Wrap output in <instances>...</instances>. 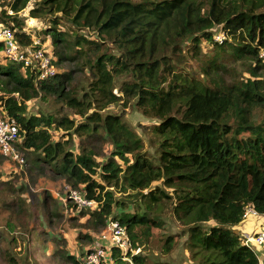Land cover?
Wrapping results in <instances>:
<instances>
[{
	"label": "trees",
	"instance_id": "trees-1",
	"mask_svg": "<svg viewBox=\"0 0 264 264\" xmlns=\"http://www.w3.org/2000/svg\"><path fill=\"white\" fill-rule=\"evenodd\" d=\"M30 1H0V23L23 44L33 40L20 16ZM36 5L30 15L49 18L41 41L53 47L58 73L38 84L29 68L15 74L0 41V58L9 62L0 61L1 116L16 120L18 150L97 202L78 209L68 201L96 232L110 217L118 218L132 246L141 247L164 228L161 213L168 207L187 229L185 247L193 264H260L256 248L244 244L235 227L248 217H243L248 207L263 216L261 226L264 221V0H37ZM64 19L74 29H61ZM217 33L224 39L216 40ZM187 42L203 61V79L179 67L176 57ZM237 60L249 76L228 80L233 71L228 61ZM71 65L92 77L83 93L72 87L71 72L59 68ZM40 94L65 101L87 121L75 125L67 113L28 116L27 103ZM115 103L157 119L158 164L143 153L141 136L123 115L102 113ZM99 127L114 145L105 162L92 149L69 150L70 139H54L56 131L91 135ZM158 180L163 186L153 187ZM137 190L147 192L132 205L116 195L131 197ZM134 204L143 209L127 211ZM46 211L58 216L56 201ZM176 242L168 235L164 252L173 251ZM127 253L131 264H147L140 253ZM84 255L66 257L81 264ZM112 255L117 264L128 262L118 247Z\"/></svg>",
	"mask_w": 264,
	"mask_h": 264
},
{
	"label": "rangeland",
	"instance_id": "rangeland-1",
	"mask_svg": "<svg viewBox=\"0 0 264 264\" xmlns=\"http://www.w3.org/2000/svg\"><path fill=\"white\" fill-rule=\"evenodd\" d=\"M36 2L37 0H31L26 9L20 13V16L25 19L27 31L40 40L42 38L45 40L46 36L43 29L50 25V21L47 16L31 17L30 9L37 7ZM61 23V29H74V25L65 19ZM1 27H4L3 23H0ZM220 35L222 34H216V40ZM43 43L48 47V50L53 51L48 40L43 41ZM202 45L206 46L205 49L207 50L211 48V45L207 44L205 40L202 41ZM111 50L118 53L114 49ZM176 60L183 71L203 79L201 71L203 61L200 57L194 56L189 42L184 45V51L180 57H176ZM0 61L9 64L5 58H0ZM228 63L233 70L228 80L232 78L234 80L247 79L249 74L245 70L246 65L243 62L237 60L228 61ZM10 64L13 66L15 74L22 75L20 65ZM59 68L63 72H71L73 76L72 87L76 91L83 93L89 88L92 79L89 72L86 70L77 71L72 65ZM121 81L122 79H118L114 89L118 94L120 93L119 83ZM92 111L90 110L88 114ZM43 112L53 115L67 113L75 120V125L87 121L76 110L71 109L65 101L55 96L40 94L27 103L28 116L39 115ZM102 113L123 115V119L141 136L144 142L143 153L152 163H159L161 140L154 131L155 125L158 123L156 118L147 117L131 104L124 107L121 103L111 105ZM81 132L79 135L68 134L63 130L56 131L54 132V139H70L68 149L75 153L82 152L83 148L92 149L100 162H105L112 156L114 145L101 127L92 131L91 135H89V131ZM20 153L25 158L24 165L11 161L0 154V234H2L0 238V264H10L8 256L13 257L17 264H74L67 259L66 254L76 255L77 258L81 256V253L86 252L91 240L95 239L100 231L93 230L88 226L87 218L79 216L78 211L68 207L69 202L65 200V196L68 190L73 189V187L62 175L52 170L46 163H43L41 168L37 167L30 160L27 152ZM118 161L123 165L119 158ZM152 186H163V183L158 180ZM168 190L171 191V189ZM145 191L147 192V190ZM116 195L122 196L118 193ZM140 199L134 203H138ZM53 201H56L59 206L58 216H53L51 212L46 211V208L51 206ZM142 209L143 206L139 208L135 205L127 211L140 212ZM119 211L121 209H116L117 214L120 213ZM172 214L168 207L164 209L161 213L164 228H160L150 242L141 246L139 252L142 250L140 254L146 257L147 264L194 263L185 247L188 235L184 232L187 229L184 230V227L175 220ZM250 216L259 220L263 217L262 215ZM11 226L14 228L12 229ZM12 235L15 236V241L11 240ZM168 235H174L177 242L173 251L165 253L163 245ZM125 264H131L130 260Z\"/></svg>",
	"mask_w": 264,
	"mask_h": 264
},
{
	"label": "built area",
	"instance_id": "built-area-1",
	"mask_svg": "<svg viewBox=\"0 0 264 264\" xmlns=\"http://www.w3.org/2000/svg\"><path fill=\"white\" fill-rule=\"evenodd\" d=\"M32 37V42L23 44L17 39L12 28L8 26L0 28V41L4 43V56L9 61L21 65L23 69L29 68L36 78V84H38L55 76L59 69L54 64L55 59L52 50H48V47L38 37L33 35ZM220 37L223 40V34ZM18 137L19 127L16 120L13 118H1V153L11 161L24 165L25 158L15 145ZM65 200L76 204L78 209L94 208L97 205V202L89 199L80 188L69 189ZM249 215L261 214L254 208L248 207L243 217ZM242 237L244 244L247 246L264 249V221L259 230L252 233H242ZM114 247L121 249L123 259L126 260H130L127 252L131 251L133 254H138L141 248H134L125 226L118 218L110 217L103 230L90 243L81 264H117L112 255V248Z\"/></svg>",
	"mask_w": 264,
	"mask_h": 264
},
{
	"label": "crops",
	"instance_id": "crops-1",
	"mask_svg": "<svg viewBox=\"0 0 264 264\" xmlns=\"http://www.w3.org/2000/svg\"><path fill=\"white\" fill-rule=\"evenodd\" d=\"M254 219L253 216H248L246 219L242 221V223L235 227L239 232L242 233H252L256 232L261 228V223L263 218ZM256 251L258 252L260 264H264V249L263 248H256Z\"/></svg>",
	"mask_w": 264,
	"mask_h": 264
},
{
	"label": "water",
	"instance_id": "water-1",
	"mask_svg": "<svg viewBox=\"0 0 264 264\" xmlns=\"http://www.w3.org/2000/svg\"><path fill=\"white\" fill-rule=\"evenodd\" d=\"M144 194H146V191L137 190L131 193V197L120 196L118 200L121 202H125L128 205H132L134 202L138 201Z\"/></svg>",
	"mask_w": 264,
	"mask_h": 264
}]
</instances>
